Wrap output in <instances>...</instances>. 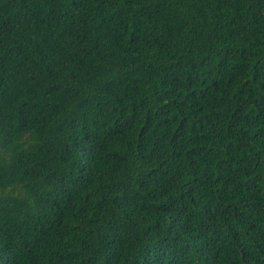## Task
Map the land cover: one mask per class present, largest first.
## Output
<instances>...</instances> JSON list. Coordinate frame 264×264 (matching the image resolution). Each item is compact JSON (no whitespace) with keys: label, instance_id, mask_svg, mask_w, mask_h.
<instances>
[{"label":"trees","instance_id":"16d2710c","mask_svg":"<svg viewBox=\"0 0 264 264\" xmlns=\"http://www.w3.org/2000/svg\"><path fill=\"white\" fill-rule=\"evenodd\" d=\"M0 264H264V0H0Z\"/></svg>","mask_w":264,"mask_h":264}]
</instances>
